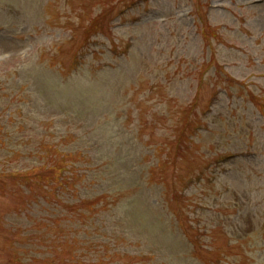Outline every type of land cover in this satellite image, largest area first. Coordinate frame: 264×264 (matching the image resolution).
<instances>
[{
    "label": "rangeland",
    "instance_id": "1",
    "mask_svg": "<svg viewBox=\"0 0 264 264\" xmlns=\"http://www.w3.org/2000/svg\"><path fill=\"white\" fill-rule=\"evenodd\" d=\"M0 264H264V0H0Z\"/></svg>",
    "mask_w": 264,
    "mask_h": 264
},
{
    "label": "trees",
    "instance_id": "2",
    "mask_svg": "<svg viewBox=\"0 0 264 264\" xmlns=\"http://www.w3.org/2000/svg\"><path fill=\"white\" fill-rule=\"evenodd\" d=\"M49 169L54 171L56 169V166H51Z\"/></svg>",
    "mask_w": 264,
    "mask_h": 264
}]
</instances>
